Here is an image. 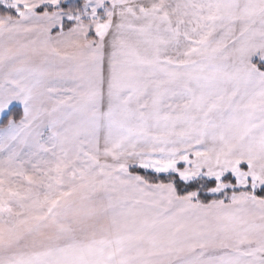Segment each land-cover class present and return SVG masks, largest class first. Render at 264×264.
<instances>
[{"label": "snow or ice", "instance_id": "snow-or-ice-1", "mask_svg": "<svg viewBox=\"0 0 264 264\" xmlns=\"http://www.w3.org/2000/svg\"><path fill=\"white\" fill-rule=\"evenodd\" d=\"M0 264H264V0H0Z\"/></svg>", "mask_w": 264, "mask_h": 264}, {"label": "trees", "instance_id": "trees-1", "mask_svg": "<svg viewBox=\"0 0 264 264\" xmlns=\"http://www.w3.org/2000/svg\"><path fill=\"white\" fill-rule=\"evenodd\" d=\"M209 198H211V197H209Z\"/></svg>", "mask_w": 264, "mask_h": 264}]
</instances>
